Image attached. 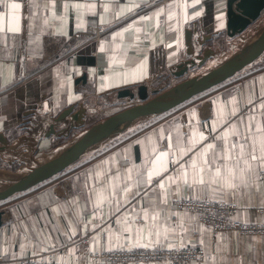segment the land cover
<instances>
[{
	"label": "crops",
	"instance_id": "crops-1",
	"mask_svg": "<svg viewBox=\"0 0 264 264\" xmlns=\"http://www.w3.org/2000/svg\"><path fill=\"white\" fill-rule=\"evenodd\" d=\"M226 1L200 0L197 4L195 0H6L7 4L21 5L14 11L0 6L3 14L0 19V134L9 140L7 148L14 143H27L37 147L39 153L47 151L44 153L48 155V148L74 120L72 116L56 120L66 108L83 106V119L88 124L116 106L139 100L138 95L134 99L119 97L122 89L137 93L138 87L146 84L152 94L156 89L176 84L181 78L175 77L171 69H176L180 62L210 51L212 59L220 54L225 43L245 36V33L234 38L227 35ZM77 4L81 7H75ZM160 9L164 11L160 13ZM196 12L201 15L193 19ZM145 16L151 19L142 20ZM221 16L223 19H218ZM13 27H19L20 31H10ZM125 28L129 30L124 31ZM98 30L100 36H96ZM194 71L195 68L188 76ZM83 74H87V81L78 83L77 78ZM262 105L264 52L226 82L163 115L141 120L111 143H117L115 146L93 149L95 152L85 153L72 170L5 201L0 206L4 212L0 255L14 259L42 250L60 249L57 258L63 263L92 264L90 252L101 247H135L139 240L135 230L152 223L142 216L154 206L156 197L152 196V189L156 188L160 199L166 196L168 200L167 204L159 203L160 222L166 215L171 216L167 223L176 231L167 240L161 236L159 243L153 236L150 246L180 245L183 241L185 245L197 244L203 248V259L184 264H264V235L214 233L198 221L195 213L176 208L177 197L195 194L182 179L159 189L155 184L158 178H154L148 186V195L142 199L126 197L122 192L127 183L143 195V186L136 189L132 181H126L128 169H132L134 178L138 172L146 177V161L163 151L169 153L165 158L169 171L162 179L178 177L175 171L178 165L173 167L171 162L178 159L188 171L190 182L189 157H197L192 153L181 157L178 140L186 150L192 140L197 141V147L214 143L218 145L217 153L220 145L227 148L232 142L244 143L242 133L248 135L250 143L256 128H264ZM233 110L235 116L231 115ZM232 125L236 126L235 134L230 131ZM226 131L229 132L227 141L213 139ZM201 133L208 139L200 141ZM1 146L0 142L1 153L7 150ZM237 151L232 149L234 159ZM211 155L210 152L209 158ZM215 163L229 161L218 159ZM239 167H243L242 162ZM65 182L71 185L67 197L62 196ZM177 185L179 193H176ZM113 187L118 196L109 195ZM201 195L236 201L240 207L235 216L238 220H264V214L258 211L264 206V180L255 181L252 187L237 189L235 195L227 188L216 192L209 189ZM117 199L119 210L115 204ZM125 199L131 203H125ZM100 212L105 217L108 240L103 244L98 236L92 237L83 249L76 240L99 225ZM180 223L190 231L177 227ZM197 225L205 231H192ZM126 227L132 231L126 232ZM201 239L203 244L199 243ZM148 242L145 233V239L139 243ZM66 244L70 247L61 249Z\"/></svg>",
	"mask_w": 264,
	"mask_h": 264
},
{
	"label": "water",
	"instance_id": "water-1",
	"mask_svg": "<svg viewBox=\"0 0 264 264\" xmlns=\"http://www.w3.org/2000/svg\"><path fill=\"white\" fill-rule=\"evenodd\" d=\"M226 33L234 38L247 32L263 15L264 0H227L226 1ZM211 52V51H210ZM204 53L202 56L190 57L180 62L171 73L178 78L184 79L191 70L207 63L213 54ZM264 52V23L251 34V39L238 47L220 65L214 66L185 82H178L167 89H156L151 94L146 84L140 85L138 91L129 88L119 91V97L134 99L137 95L139 100L133 101L129 106L109 115L102 121L91 125L84 133L61 153L45 163H40L26 174L15 177L11 185L0 190V203L8 201L18 194L30 191L39 185L51 180L53 177L76 163L89 148L97 146L107 140L126 132L135 122L145 117L163 115L188 102L192 98L226 82L254 62ZM190 55H193L190 52ZM87 81V74H83L76 80ZM76 105L66 108L57 117L61 121L72 116L73 121L66 127V133L75 128L85 125V109ZM52 133L55 127L51 126ZM64 133V135L66 134ZM2 149H7L9 140L3 133L0 134ZM3 211H0V225Z\"/></svg>",
	"mask_w": 264,
	"mask_h": 264
},
{
	"label": "snow or ice",
	"instance_id": "snow-or-ice-1",
	"mask_svg": "<svg viewBox=\"0 0 264 264\" xmlns=\"http://www.w3.org/2000/svg\"><path fill=\"white\" fill-rule=\"evenodd\" d=\"M200 0H195V3H199ZM0 6L7 7L10 11L17 10L21 7L19 3H11L7 4L6 0H0ZM67 7V5H65ZM75 7L80 8L81 5L77 4ZM184 7L187 8V3L184 4ZM132 9H129L131 11ZM164 9H160L159 12L162 13ZM159 14V13H158ZM200 12H196L195 16L192 17L195 19L196 17L200 16ZM3 18V14L0 13V19ZM172 16L169 15V19H171ZM187 19V16L185 17ZM15 19V17H13ZM142 20H149L150 17H141ZM218 19H223V17H218ZM103 22V21H102ZM13 32H19V27H13L9 29ZM128 28H125L124 31H128ZM122 33H117V35H121ZM171 47V45H169ZM104 49L101 48V51ZM264 107V105H262ZM231 115L235 116L236 113L233 110ZM251 119V118H250ZM227 123V121H226ZM248 127L250 128L251 125L249 124ZM235 125L231 126L230 131L235 134ZM215 127L212 128V131H215ZM259 134V135H257ZM244 143L239 142H232L229 144L227 148H225L223 145H220V151L217 153L218 145L214 143H207L206 145L202 147H197V141L192 140L190 146L185 149V147L182 144V141L178 140V144H180L179 152L181 154V157L188 156L189 153H192L194 156L197 157V159L191 160V181L189 182L188 171L184 168V165L181 164L180 160H173L172 163H175L178 165V167L175 169L177 173L179 174L178 177L168 176L167 180H163L164 174L169 171L168 163L165 161V158L169 156V153L167 151L160 152L158 155H155L153 159H150L146 161V177L144 173L138 172L135 176V178L132 175V169H128V175L126 177V181L130 180L132 181V185L139 189L140 187H144V193L143 195L137 190L133 191L132 187H129L127 183L125 184V187L122 189V192L127 197L131 195L132 199H135L137 197L143 198L144 195H148V186L153 184L154 178L156 179V186L159 189H166V183L171 182L175 183L177 179H182L187 186V188L190 190V192H194V195H190V199L192 200H200L202 199V193L206 192L207 190H211L212 192H216L218 190H222L223 188L230 189L232 194L235 195V192L237 189L242 188H249L254 186L255 181L258 180H264V128L257 127L256 132L253 133L251 142L249 143V137L246 134H240ZM229 137V132H224L222 136L219 137H213V139H219L221 141H227ZM171 139V138H169ZM208 137L203 135V133L200 134L199 140L205 141ZM238 149L235 159L232 155V149ZM156 150L153 148V153L155 154ZM212 153L211 157L209 158V153ZM227 160L229 163L224 164H216V160ZM197 160H199V163H197ZM234 160V162H233ZM243 163V167H239V165ZM214 169V170H213ZM179 185H177L176 193H179ZM259 190V189H257ZM110 196H118L116 193L114 187L113 190L109 193ZM152 196L156 197V200L153 201V207L149 211H144L142 219L143 220H150L152 223L145 226L144 229L137 228L136 234L139 238V240L145 239V233L147 235V238L149 239L148 243H139V240L135 247L140 248H148L151 243V238L154 236L156 238V243L160 242L161 236L165 240L168 239L169 235L171 233H174L176 231L175 227H172L168 225L167 221L171 219V216H165L164 221L161 223V210L159 209V203L167 204L168 200L165 196L163 200L160 199V194L156 191V188L152 189ZM125 203H131L130 200L125 199ZM100 200L98 199L97 205L99 206ZM117 210H119L120 201L117 199L115 201ZM119 222V221H117ZM177 227L183 229L185 232L190 231L187 227H185L184 223H180L177 225ZM192 231H205V229H202L197 225L194 229H191ZM126 232H131L132 229L126 227ZM74 234V233H73ZM200 244L204 243V240L201 239L199 241ZM169 247H172V245H169ZM180 247H186V245L181 241ZM195 264V262H194Z\"/></svg>",
	"mask_w": 264,
	"mask_h": 264
},
{
	"label": "built area",
	"instance_id": "built-area-1",
	"mask_svg": "<svg viewBox=\"0 0 264 264\" xmlns=\"http://www.w3.org/2000/svg\"><path fill=\"white\" fill-rule=\"evenodd\" d=\"M100 35L101 31L98 30L96 36ZM244 111L246 112L247 108ZM114 144H111L108 147H113L115 146ZM172 165L173 167L176 166L175 163H172ZM74 167L76 166L73 165L58 175H62L63 173L72 170ZM62 189L63 197L70 195V184L65 182ZM3 203L5 202H1L0 206H2ZM175 206L180 211L195 213L198 221L209 227L214 233L234 231L243 235H264V220L242 221L235 218L240 207L234 200L217 199L211 196L203 197L200 200H192L190 197L181 195L175 200ZM258 211L259 213L264 214V206L259 207ZM98 217L99 225L76 240L77 244L84 247L83 249L88 247L90 238L92 237L98 236L103 244L108 240L104 214L100 212ZM196 234L198 235V233ZM69 247L70 244H66L62 246L61 249H68ZM59 250L60 249L42 250L33 254L19 256L14 259H6L3 255H0V263L68 264L63 263L57 258ZM90 258L92 264H159L161 262H167L169 264H184L188 261L203 259L204 250L197 244H186V247H180L179 244H173L172 247H169V245H164L162 247L151 245L148 248H107L104 246L96 251H91Z\"/></svg>",
	"mask_w": 264,
	"mask_h": 264
},
{
	"label": "rangeland",
	"instance_id": "rangeland-1",
	"mask_svg": "<svg viewBox=\"0 0 264 264\" xmlns=\"http://www.w3.org/2000/svg\"><path fill=\"white\" fill-rule=\"evenodd\" d=\"M263 22H264V16H263V18L260 19V21L258 23H255L247 32H245V34H244L245 36H242V38H239V37L234 38V41L231 43H225L223 45L222 49L220 50V54L216 55V57H214L212 59H209L205 65H203L201 67H196L195 71L191 75L187 76L184 79H181L178 82H185V81L190 80L191 78H193L195 76L203 74L209 68L216 65L219 61L225 60L238 47H241L245 43V39H247L250 36V34H253V32L256 31L257 27H259ZM171 86H173V84ZM171 86H169V87H171ZM169 87H167V88H169ZM131 104L132 103L116 106L112 110H110L109 112H107V113L105 112V113L100 114L99 116H96V118H93L91 120V122H89L88 124L86 123L85 125L78 127V128H75L72 131L67 132V133L65 131L64 133H66V134L65 135L63 134L60 139L55 140L51 144V146L48 148V151H49L48 155H45L46 153H44L47 151H44V152L42 151L39 153V150L37 149V147L34 148L32 145H27V143L26 144H23L21 142L14 143L13 144L14 146L7 148V150L3 151L2 153L0 152V176L3 177V179H0V186H1V184H3V182L5 183L7 180L9 181L10 179H12V177L11 178L8 177L9 175H7V176L4 175V172H3L4 170H5V172L7 171V172H13L15 174H19V171H23L24 169L27 170L28 168L31 169L32 167L42 163L45 159H48L55 152L59 151L62 148L67 147L69 144H71L73 141H75L77 138H79L84 133V131L86 129H88L91 125H93L99 121L104 120L109 115H111V114L121 110L122 108L131 105ZM149 118L150 117H148V119ZM143 119H147V117H145ZM143 119H140L137 122H135L130 128L134 127L141 120L143 121ZM124 134H125V132L107 140L104 143H101L97 146H93V147L89 148V150H87L85 153H89L90 151H91V153H93V152H95L94 150H98V149L100 150L102 148L105 149L112 142L116 141L120 137H123L121 135H124ZM85 153L82 155H85ZM76 163L71 164L68 168H70L73 165L75 166ZM2 169H3V171H2ZM12 180H10V181H12ZM0 209H1V207H0Z\"/></svg>",
	"mask_w": 264,
	"mask_h": 264
},
{
	"label": "bare ground",
	"instance_id": "bare-ground-1",
	"mask_svg": "<svg viewBox=\"0 0 264 264\" xmlns=\"http://www.w3.org/2000/svg\"><path fill=\"white\" fill-rule=\"evenodd\" d=\"M256 23H257V22H256ZM263 23H264V22H263ZM263 23H262V24H263ZM262 24H261L259 27H257V29H259V28L262 26ZM257 29H256V30H257ZM250 39H251V34H250V36H249L247 39H245V41L247 42V41H249ZM230 55H231V54H230ZM230 55H229V56H230ZM229 56H228V57H229ZM228 57H227V58H228ZM227 58H226V59H227ZM226 59H225V60H226ZM225 60H221V61H219V62H218L216 65H214V66H218V65H220V64L223 63ZM214 66H213V67H214ZM77 139H78V138H77ZM77 139H76V140H77ZM76 140H75V141H76ZM75 141H73L72 143H74ZM72 143H71V144H72ZM71 144H69L68 146H70ZM68 146H67V147H68ZM65 148H66V147H65ZM65 148H62V149H60L59 151L55 152V153L52 154L48 159H45L42 163H45L46 161H49V160L52 159L53 157L57 156V155H58L59 153H61ZM34 167H35V166H34ZM34 167H32V168H34ZM32 168H31V169H32ZM31 169L28 168L27 170L24 169L23 171H19V174H15V173H13V172H7V171L5 172V170L3 171V169H2V171L4 172V175H6V176L9 175L8 177H9V178L12 177V179H13V178H15V177H19V176H21V175L26 174V173H27L28 171H30ZM26 171H27V172H26ZM0 179H3V177L0 176ZM12 179H10V180H12ZM10 180H9V181L7 180L5 183L3 182V184H1V186H0V190L5 189V188L8 187L9 185H11L12 181H10Z\"/></svg>",
	"mask_w": 264,
	"mask_h": 264
}]
</instances>
